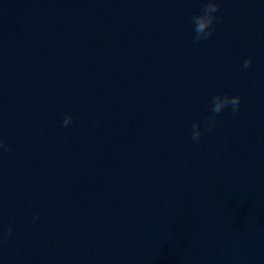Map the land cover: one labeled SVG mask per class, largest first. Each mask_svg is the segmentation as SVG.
Segmentation results:
<instances>
[{"label": "water", "instance_id": "water-1", "mask_svg": "<svg viewBox=\"0 0 264 264\" xmlns=\"http://www.w3.org/2000/svg\"><path fill=\"white\" fill-rule=\"evenodd\" d=\"M219 3L0 0V264H264V0Z\"/></svg>", "mask_w": 264, "mask_h": 264}, {"label": "clouds", "instance_id": "clouds-1", "mask_svg": "<svg viewBox=\"0 0 264 264\" xmlns=\"http://www.w3.org/2000/svg\"><path fill=\"white\" fill-rule=\"evenodd\" d=\"M219 0H204V6L201 11L194 13L192 16V24L194 25V40L200 42L210 37L214 31L215 24L218 22L217 12L219 11ZM252 63V57L249 56L244 61V67L247 68ZM241 103L240 94H229L227 92L217 93L213 97L211 113L205 118L204 123L207 125L209 131H211L217 124V120L222 111L228 107H231L233 113L239 110ZM73 120L71 114L65 116L63 126L67 127ZM202 127L199 120L195 121L191 129V137L195 142H199L202 136ZM0 150H6V143L3 137H0ZM38 216H34L33 220ZM13 226L9 225L8 233L11 235Z\"/></svg>", "mask_w": 264, "mask_h": 264}]
</instances>
